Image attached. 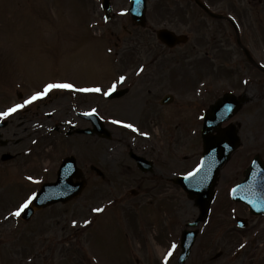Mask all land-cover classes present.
Returning a JSON list of instances; mask_svg holds the SVG:
<instances>
[{"label":"rangeland","instance_id":"obj_1","mask_svg":"<svg viewBox=\"0 0 264 264\" xmlns=\"http://www.w3.org/2000/svg\"><path fill=\"white\" fill-rule=\"evenodd\" d=\"M173 1L148 0V25L138 27L131 22L130 0H112L109 21L101 0H0V112L49 83L76 86L53 89L0 116L8 122L2 138L9 140L0 144V264H264V216H251L230 197L253 156L264 159V75L246 60L226 19L213 21L194 1L184 17L189 0H178L177 10ZM208 1L240 21L244 6L248 16L264 12V1L244 6L236 0ZM175 22L179 31L193 23L191 37L170 49L155 30ZM249 23L259 41L255 49L262 50L264 28ZM113 84L130 89L108 98L104 93ZM92 85L102 91H80ZM229 91L246 94L232 118L241 146L221 168L210 215L180 263L181 232L199 210L173 178L198 166L203 112ZM166 94L174 99L162 105ZM73 104L97 110L112 138L67 137V123L87 125ZM45 111L54 113L49 127L63 123L64 129L38 128L37 117ZM134 146L152 160L151 170L137 168L128 154ZM68 154H76L86 171L82 194L37 211L30 220L10 215L42 180L55 179ZM93 163L100 171L90 169ZM96 208L107 210L100 215ZM236 216L248 217V227L239 228Z\"/></svg>","mask_w":264,"mask_h":264},{"label":"water","instance_id":"obj_2","mask_svg":"<svg viewBox=\"0 0 264 264\" xmlns=\"http://www.w3.org/2000/svg\"><path fill=\"white\" fill-rule=\"evenodd\" d=\"M106 7H108V0L105 2ZM143 8L141 10V6ZM105 9L108 11V9ZM133 18L137 23H145V0H133ZM158 36L162 39L174 43V39L171 40V33L166 30H161L158 33ZM230 95H226L225 99ZM220 99L215 106L212 108V113H209L207 116V122L203 130V138L205 141V150H206V159L203 162V167L200 168V171L194 176H187L183 178L176 179V182L181 184L183 188L188 192L189 196L195 199L196 205L200 208V215L195 222L191 225H197L200 221L204 220L210 208L211 201L214 196L213 188L215 187L219 169L223 163L227 160L230 153L239 146V138L236 136V131L232 128V135L227 134L225 138H217L218 136L212 135V130L216 127L218 128L220 122L223 118L232 115L235 113L237 107L240 105V101L237 100L234 96H231L235 103V110L229 115L227 112H221L217 117V114L214 115L220 105L223 104V100ZM98 125L93 131H97L98 134H104L109 137L110 133L102 126L98 120ZM218 124V125H217ZM222 132V131H221ZM223 134V132H222ZM75 158L71 157L66 159L62 165L61 171H59L60 179L59 182L54 186L53 195L59 190L68 191L69 195L62 197L61 199L66 201L72 196L76 195L77 192L74 191V185L72 184V177L68 175V161ZM74 175H77L74 174ZM246 179L241 184L233 190V197L236 200L247 203L250 206L251 212L254 214H264V162L257 156L252 165L245 171ZM51 184H46L42 188L39 196L43 201H39L37 198L35 203L26 210L25 218H29L35 211V209H40L51 203L52 198H48L51 193L48 190ZM82 187V186H81ZM48 198V199H47ZM56 199V198H55ZM194 232H184L183 235V247L184 253L183 258L187 256L190 250V246L194 240Z\"/></svg>","mask_w":264,"mask_h":264},{"label":"snow or ice","instance_id":"obj_3","mask_svg":"<svg viewBox=\"0 0 264 264\" xmlns=\"http://www.w3.org/2000/svg\"><path fill=\"white\" fill-rule=\"evenodd\" d=\"M141 71H143V69H141ZM125 79V77H120V80L123 81ZM75 85L72 83H49L45 86V89L41 92H38L36 94H34L33 96H31L29 99L25 100L23 103L21 104H17L14 107L8 109V111L6 112H0V116H8L11 113L16 112L18 109H22L25 107V105L31 104L33 101L37 100L38 98H41L43 96H46L51 90L53 89H75ZM117 89V85L113 84L108 90L107 92H105V95H110L112 92L116 91ZM80 91H85V92H101L102 89L99 87H95V88H84V89H80ZM229 110H230V106H229ZM95 109H92V112L88 113V115H91L95 112ZM117 124H121L123 123L122 121L116 120L114 121ZM127 127L129 128H134L133 124H127ZM138 131V129H136ZM144 135H148V133H144ZM203 167V164L200 165V167H198L195 172L189 173V176H194L196 173H198L200 171V168ZM29 180H32L33 177H28ZM36 198V194H33L31 197H29L28 199H26L24 201V203L22 205H20L19 208H17V210L14 213H10V215L13 216H20L22 213L25 212L26 209L29 208V206L32 204L33 200ZM94 211L96 212H102L103 209L101 208H96L94 209ZM75 223V221H74ZM85 223H90V221H85ZM241 247L243 248L244 245L242 244ZM169 255H171V252H169Z\"/></svg>","mask_w":264,"mask_h":264},{"label":"flooded vegetation","instance_id":"obj_4","mask_svg":"<svg viewBox=\"0 0 264 264\" xmlns=\"http://www.w3.org/2000/svg\"><path fill=\"white\" fill-rule=\"evenodd\" d=\"M178 0H174L173 1V3H174V8H175V10H177V9H179V6H178V2H177ZM213 1V0H212ZM187 11L184 13V17H186L187 16V13H188V11H189V8H190V1L188 2L187 1ZM193 14H194V12H193ZM195 15V14H194ZM213 21H216V20H214V19H212ZM194 21V20H193ZM206 21H207V19H206ZM207 24H208V21H207ZM178 25H177V22H175L174 23V27L176 28ZM188 26H189V28L191 29L192 28V26H193V23L192 24H188ZM189 29V30H190ZM190 37H191V35H190ZM244 37H245V39H246V41H248L249 43H251V41H252V36L250 35V34H248V33H244ZM208 49H206L205 50V54H206V56L208 57ZM246 55V54H245ZM246 58H247V55H246Z\"/></svg>","mask_w":264,"mask_h":264},{"label":"bare ground","instance_id":"obj_5","mask_svg":"<svg viewBox=\"0 0 264 264\" xmlns=\"http://www.w3.org/2000/svg\"><path fill=\"white\" fill-rule=\"evenodd\" d=\"M232 132H233L232 128H229L228 130L224 131V134H222V132L217 134V136H218L217 138H221V137L225 138L227 136V134L232 135Z\"/></svg>","mask_w":264,"mask_h":264}]
</instances>
